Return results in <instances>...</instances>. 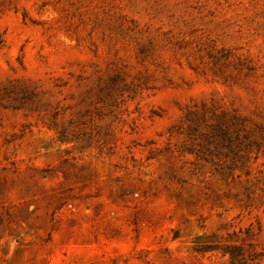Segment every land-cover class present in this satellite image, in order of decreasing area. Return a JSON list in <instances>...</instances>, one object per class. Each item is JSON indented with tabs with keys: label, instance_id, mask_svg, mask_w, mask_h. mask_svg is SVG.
Listing matches in <instances>:
<instances>
[{
	"label": "rangeland",
	"instance_id": "1",
	"mask_svg": "<svg viewBox=\"0 0 264 264\" xmlns=\"http://www.w3.org/2000/svg\"><path fill=\"white\" fill-rule=\"evenodd\" d=\"M0 264H264V0H0Z\"/></svg>",
	"mask_w": 264,
	"mask_h": 264
}]
</instances>
